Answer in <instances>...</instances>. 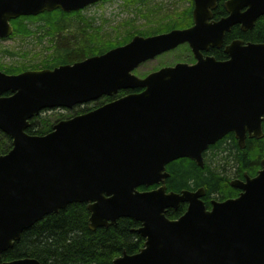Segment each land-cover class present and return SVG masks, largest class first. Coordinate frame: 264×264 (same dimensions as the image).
I'll return each instance as SVG.
<instances>
[{
  "label": "water",
  "instance_id": "95a60500",
  "mask_svg": "<svg viewBox=\"0 0 264 264\" xmlns=\"http://www.w3.org/2000/svg\"><path fill=\"white\" fill-rule=\"evenodd\" d=\"M100 0H0V38L11 20L60 8L80 10ZM219 0H194V25L129 42L54 68L17 74L0 70V129L12 148L0 154V260L23 231L72 202H87L89 227L141 222L144 245L124 251L112 264H264V160L254 177L238 183L237 198L207 209L200 192L168 191L167 164L203 151L228 132L240 146L264 135V42L226 34L240 24L253 28L264 0H226L228 12L213 19ZM189 42L197 62L164 66L145 77L142 62ZM224 47L228 58L201 49ZM124 94L88 112L62 119L46 134L27 131L43 109ZM10 93L7 95L6 93ZM160 184L140 190V186ZM189 202L176 219L168 208ZM0 264H43L20 257Z\"/></svg>",
  "mask_w": 264,
  "mask_h": 264
},
{
  "label": "trees",
  "instance_id": "16d2710c",
  "mask_svg": "<svg viewBox=\"0 0 264 264\" xmlns=\"http://www.w3.org/2000/svg\"><path fill=\"white\" fill-rule=\"evenodd\" d=\"M152 1L126 0L137 16L145 18V23L139 25L135 18L126 19L115 27V36L95 25L94 18L87 17L81 10L66 12L57 8L38 15H22L12 19L14 31L11 37H20L36 43V46L40 45L41 50L33 56L36 58L40 55V60L8 63L0 57V70L19 73L27 69L54 68L63 63H73L87 56L106 52L127 43L137 34L148 36L174 28H184L192 23L193 0H189V6H175L170 10L164 3ZM224 2L225 0L218 1L214 10L216 18L226 13ZM233 39L264 41V15L247 31L242 30L239 25L233 26L226 34L225 43ZM45 41L49 45H45ZM1 50L5 54L21 55L24 58L31 53V49ZM214 54L218 59L227 58L224 47L216 48ZM123 93L125 91L116 96ZM112 98L114 97L104 96L94 101L93 105L79 108L77 113L93 109ZM48 110H42L30 120L27 128L29 133L46 134L53 129L56 121L71 116L63 115L52 120L45 115ZM213 147L215 154L212 155L210 163L204 166L196 164L188 157L172 161L168 168L169 189L179 192L184 188L204 186L208 195L213 193L231 196L238 190L229 183L232 175H242L244 171L256 173L264 159V135L260 138H248L245 148H241L230 132L225 139L217 140ZM11 148L12 138L0 130V154ZM148 188L139 187L141 190ZM183 213L182 204L179 208H169L166 214L170 218H177ZM89 217L87 202L69 203L65 208L45 215L42 220L25 229L14 246L3 253L1 260L34 257L43 264H112L113 259L124 251L136 253L144 245V237L137 232L140 221L132 217H121L116 224L92 230L89 227Z\"/></svg>",
  "mask_w": 264,
  "mask_h": 264
},
{
  "label": "rangeland",
  "instance_id": "374dc122",
  "mask_svg": "<svg viewBox=\"0 0 264 264\" xmlns=\"http://www.w3.org/2000/svg\"><path fill=\"white\" fill-rule=\"evenodd\" d=\"M153 3L161 2L166 5L167 9H173V7H185L189 6V0H153ZM84 15L90 18H94L95 25L99 27H103V31H108L112 33V36H115V27L119 26L121 22L125 21L129 18H135L136 23L141 25L145 23V18L139 17L134 13L132 6L127 5L124 0H110L106 2L97 3L85 8L82 12ZM45 45H49V42L44 43ZM40 45L36 46V43L31 42L30 40H23L20 37H11L6 39H0V57L5 62H17L22 60H30L39 61L40 55L36 58H33L35 53L41 50L42 47ZM42 46V45H41ZM9 48L11 50H25L31 49V53L28 57L24 58L21 55H8L5 54L1 49ZM43 51V49H42ZM46 53V51L44 52ZM185 56L184 46H181L172 52H167L164 55L158 56L154 59H151L145 63H143L140 67L135 70V73L139 76H144L145 74L156 70L157 68L173 64L177 61H183ZM94 101L89 102L87 105H93ZM83 105H79L77 108H54L48 110L45 115L52 119L56 120L57 118L62 117L63 115L69 116L78 112L79 108H82Z\"/></svg>",
  "mask_w": 264,
  "mask_h": 264
},
{
  "label": "flooded vegetation",
  "instance_id": "af4514ba",
  "mask_svg": "<svg viewBox=\"0 0 264 264\" xmlns=\"http://www.w3.org/2000/svg\"><path fill=\"white\" fill-rule=\"evenodd\" d=\"M225 10H226V8H225ZM227 14H228L227 10H226V13L223 14V15H221L219 18H216V17H215V14H214L213 19H214V20H218V19H220L221 17L226 16ZM192 19H193V20H192V23H191L190 25H188V26H185L184 28H188V27H191V26L194 25L193 13H192ZM258 19H259V18H258ZM258 19H257V20H258ZM256 22H257V21H256ZM236 25H239L240 28H241V25H240V24H236ZM234 26H235V25H234ZM241 29H242V28H241ZM250 29H252V28H250ZM242 30H243V29H242ZM244 31H247V30H244ZM246 42H247V41H246ZM248 42H249V41H248ZM251 42H257V41H251ZM260 42H264V41H260ZM181 46H184V50H185V56H184V60H183V62L188 63V64H194V63H196L197 58H196V56H195V52H194V50L192 49L190 43H189V42H184V44H181V45L178 46L177 48H179V47H181ZM177 48H175V49H177ZM216 48H218V47H216V46H209L207 49H201L200 51H201V53H202L204 56H215L214 51H215ZM221 48H222V47H221ZM175 49H174V50H175ZM172 51H173V50H170V51H168V52L170 53V52H172ZM165 53H167V52H164V53L160 54L159 56L164 55ZM157 57H158V56H157ZM177 62H178V61H177ZM177 62H175V63H173V64H168V65H174V64H176ZM168 65H167V66H168ZM163 66H165V65H163ZM161 67H162V66H161ZM159 68H160V67H159ZM159 68H157V69H159ZM157 69H156V70H157ZM263 126H264V123H263ZM263 130H264V128H263ZM229 133H230V132H228L227 134H225V135H224L222 138H220L219 140H221V139H222V140L225 139V137H226ZM231 133H233L234 138L237 139V138H236V134H235L234 132H231ZM248 138H253V137H251V136H249V135L247 136L245 146H246V144H247V140H248ZM254 138H256V137H254ZM237 142H238V139H237ZM238 144H239V142H238ZM239 146H240V144H239ZM245 146H244V147L240 146V147H241V148H245ZM214 151H215V150H214L213 144L209 145V146L203 151V153H202V154H203L202 164L198 163L196 160H194V159H192V158H190V157H188V158L194 160L196 164H198V165H200V166H204L206 163H207V164L210 163L211 158H212V155L215 154ZM177 159H179V158H177ZM177 159H175V160H177ZM175 160H173V161H175ZM263 160H264V159H262V161H261V165H260V167H258L256 173H249L248 171H244L242 175H240V174H234V175H232V177H231L230 180H229V183H230V185H233V186H235V187L238 189V190H237V193L234 194V195H231V196H223V195H217V194H213V193H211L210 195H208L207 189H206V187H204V186H195V187H192V188H184V190H190V191H195V192L199 191V192L201 193L200 196H199V199L203 202V204L205 205V207H206L207 209H212V208H213V205H214V202H223V201L228 200V199L237 198V197L241 194V192H242V188L239 187V186H237V184H238V183H241V182H245V181L247 180L248 177H253V176H255V175L258 173V171L263 167ZM171 162H172V161H171ZM171 162H170V163H171ZM170 163L167 164V171H168V172H169L168 168H169V166H170ZM238 175H239V176H238ZM169 176H170V172H169ZM169 176H168L167 179H166V184H167V189H168V190H171V189H169V187H168V178H169ZM158 186H159V184H155V185L151 186V189L156 188V187H158ZM182 190H183V189H182ZM179 192H180V191H179ZM182 204L184 205V212H185V211L187 210V208H188L189 202L181 203V204L179 205V207H180ZM179 207H178V208H179Z\"/></svg>",
  "mask_w": 264,
  "mask_h": 264
}]
</instances>
